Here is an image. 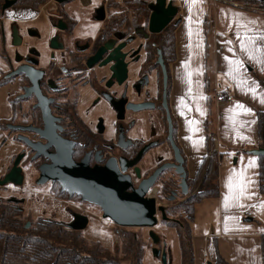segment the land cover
I'll use <instances>...</instances> for the list:
<instances>
[{
    "label": "flooded vegetation",
    "instance_id": "flooded-vegetation-1",
    "mask_svg": "<svg viewBox=\"0 0 264 264\" xmlns=\"http://www.w3.org/2000/svg\"><path fill=\"white\" fill-rule=\"evenodd\" d=\"M6 1L0 3V264H30L34 242L53 245L58 264L78 257L61 250L78 243L88 248L79 255L104 262L94 250L103 246L86 229L112 220L101 204L106 190L116 188L121 172L136 188L163 164L176 163L170 141V158L163 147L167 106L173 125L171 69L146 20L131 25L116 0L100 2L91 14L77 0L37 8L18 0L4 8ZM181 181L172 166L151 187L158 188L159 222L177 221L167 212L178 195L189 196V183L184 194ZM49 229L52 235L43 237Z\"/></svg>",
    "mask_w": 264,
    "mask_h": 264
},
{
    "label": "crops",
    "instance_id": "crops-1",
    "mask_svg": "<svg viewBox=\"0 0 264 264\" xmlns=\"http://www.w3.org/2000/svg\"><path fill=\"white\" fill-rule=\"evenodd\" d=\"M77 1L91 13L107 0ZM173 1L180 21L177 58L171 65L170 110L189 178L195 177L206 155L209 97L218 149L228 152L220 168V196L195 207L190 226L194 264H216L219 254L229 264H263L264 194L258 156L248 151L259 148L257 112L264 110V12L236 1ZM210 10L214 24L206 34L203 19ZM219 92L233 100L217 103Z\"/></svg>",
    "mask_w": 264,
    "mask_h": 264
},
{
    "label": "trees",
    "instance_id": "trees-1",
    "mask_svg": "<svg viewBox=\"0 0 264 264\" xmlns=\"http://www.w3.org/2000/svg\"><path fill=\"white\" fill-rule=\"evenodd\" d=\"M4 0H0V3ZM48 0H18L19 3L24 5H32L33 7H41V5ZM112 1V0H110ZM117 4L123 5V8L126 11L125 17L126 20L129 19V13L133 12L135 17H144L145 20L148 19L151 10L150 3L146 0H116ZM224 1H236L247 8L259 7L263 6L264 3L260 0H224ZM174 2V1H173ZM175 4V2H174ZM177 6V4H175ZM180 9L177 15L179 17ZM176 18V19H177ZM204 22V31L206 34L213 28V11L210 10L209 14L205 16L203 19ZM178 24L175 21L171 22L168 26H166L161 32L154 35L155 38L158 39L159 50L161 51L164 60L167 65L172 68V63L177 58V38H176V28ZM171 72V70H170ZM171 80V74H170ZM208 115L204 122V135L206 139V155L203 160L199 164V169L194 178L188 179V183L190 186L189 196L179 204L178 207V219L176 222L170 221H162L163 223L172 224L177 228L179 233V241L181 242V264H194V256H193V243H192V231H191V223L194 222L195 217V207L197 203L208 199V198H218L220 196V168L225 160L227 151H220L218 149V138L216 132V126L214 124L215 111L212 109V104L209 97L208 104ZM257 122L258 125V137H259V148H264V110L257 112ZM174 125V140H176L177 134V125L173 120ZM176 143L180 147L178 140ZM181 150V147H180ZM247 152V151H244ZM250 153V152H249ZM181 154H183L181 150ZM184 157V168L186 169L187 158L185 154ZM259 161V181H260V192L264 194V155L258 156ZM187 172V169H186ZM170 215V212H167ZM43 237H49L52 234V231L49 229L48 231H44ZM121 243H123V253L122 255H118L108 249H105L101 246H95V251H102L103 254L101 256L104 257V262L97 261L98 259L85 257L84 255H79V252H86L88 250L86 245H82L78 243L77 247H70V245L61 249L64 251H72L74 253H78V257L74 258H65L63 262L66 264H124L123 259L133 258L130 264H144L143 253L146 249L145 245L140 241L139 235L135 239L132 233L126 232L122 236ZM264 239V237L262 238ZM30 255L35 257L30 259V264H58L59 261L54 259L51 255L57 252V249L53 245L42 244L37 245L29 244ZM37 257H40L37 258ZM135 259V260H134ZM170 263V261H169ZM216 264H229L228 260L223 258L219 254V258ZM264 264V261H263Z\"/></svg>",
    "mask_w": 264,
    "mask_h": 264
},
{
    "label": "water",
    "instance_id": "water-1",
    "mask_svg": "<svg viewBox=\"0 0 264 264\" xmlns=\"http://www.w3.org/2000/svg\"><path fill=\"white\" fill-rule=\"evenodd\" d=\"M15 1L16 0H7L4 8L12 5ZM57 1L65 2L67 0ZM260 1L264 3V0ZM100 9L103 10L104 7L102 6ZM150 10L151 13L145 23L148 24L149 31L155 34H158V32H161L166 26L173 22V20L177 18L179 12L178 7L174 4L173 0H157L155 4H150ZM179 21L180 18L175 19V23L178 24ZM160 62L162 63V67H164L166 77L167 70L164 66L162 56L160 58ZM166 108L168 111V124L170 125L168 140L170 141L175 154L176 163L163 164V166L156 169V171L150 175L149 178L143 179L139 183V187L136 188H133L131 176L121 172V174H119V176L115 179L116 188L111 191L106 190L104 198L101 199V202H103L101 204L103 206L104 215L110 217L118 226L151 228L149 237L155 245L153 247V254L155 257L161 258L163 264H168L169 256H167V250L165 247L163 249L158 247V245L162 243L160 235L155 230V226L159 222L156 213L158 207L157 199L154 196L149 195L151 187L155 185L154 182L156 178L164 168L174 166L177 169V172L181 174L183 193H188L187 172L184 168V157L183 154H181L180 147L176 143V140H174L171 112L169 111L168 106ZM148 147L139 152L134 163L141 158V155L148 149ZM248 152L260 156L264 155V148H255ZM136 170L140 176V170L138 168ZM130 188H132L131 191ZM171 198L174 199V196H171ZM159 210L163 213V219H167L168 216L165 211H163L162 207H159ZM73 228L80 229L81 226H73Z\"/></svg>",
    "mask_w": 264,
    "mask_h": 264
},
{
    "label": "rangeland",
    "instance_id": "rangeland-1",
    "mask_svg": "<svg viewBox=\"0 0 264 264\" xmlns=\"http://www.w3.org/2000/svg\"><path fill=\"white\" fill-rule=\"evenodd\" d=\"M120 7L123 5H119ZM127 11V10H125ZM88 14H91L90 12ZM179 18V17H178ZM145 18L143 17H137L135 18V15L133 12L129 13V22L130 24H139L140 22L144 23ZM163 130V129H162ZM163 147L165 148V153L170 158L172 156L171 154V146L169 143V140L167 139L166 142L163 144ZM236 155V152L234 153ZM225 159L227 160V154L225 156ZM235 157L233 158L234 161ZM158 188H156L155 191V198L158 197ZM183 198L178 195L176 202L170 203V208L172 211L170 212V215H168L170 218L178 219V207L179 204H181L183 201H181ZM181 201V202H180ZM160 203V202H159ZM158 203V204H159ZM161 204V203H160ZM164 205V204H161ZM174 222V221H170ZM120 227L115 224L112 220L106 219V221H102L98 223L96 226L89 227L87 230L88 239L93 242L96 241L99 244H101L104 248L111 250L114 253H117L118 255H122V246L121 244L122 239L118 238L117 230L119 231H125L128 233H138L140 241L145 245L146 249L143 253V263L144 264H163L162 261L155 257L153 254L152 247L154 246V243L149 237V228H142V227ZM155 230L158 232V234L161 237V244L160 246H163V243L165 245V248L167 249V256L168 257V264H181V242L179 241V233L176 227H174L172 224L163 223L162 221L159 222V225L155 227ZM133 258L129 259H123V263L130 264ZM135 260V259H134ZM170 261V263H169Z\"/></svg>",
    "mask_w": 264,
    "mask_h": 264
},
{
    "label": "built area",
    "instance_id": "built-area-1",
    "mask_svg": "<svg viewBox=\"0 0 264 264\" xmlns=\"http://www.w3.org/2000/svg\"><path fill=\"white\" fill-rule=\"evenodd\" d=\"M243 6V5H242ZM251 9L255 10V11H263L264 12V7L263 6H259V7H252ZM233 100V96L230 95V94H227V93H224V92H219L216 94V102L219 103V102H224V101H227V102H230ZM155 191H156V188L152 189L149 193L150 196H154L155 194Z\"/></svg>",
    "mask_w": 264,
    "mask_h": 264
}]
</instances>
